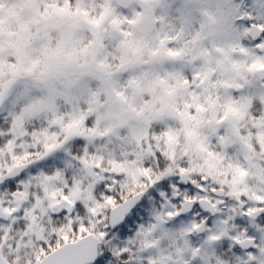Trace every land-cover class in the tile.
<instances>
[{
    "label": "snow or ice",
    "instance_id": "obj_1",
    "mask_svg": "<svg viewBox=\"0 0 264 264\" xmlns=\"http://www.w3.org/2000/svg\"><path fill=\"white\" fill-rule=\"evenodd\" d=\"M0 264H264V0H0Z\"/></svg>",
    "mask_w": 264,
    "mask_h": 264
}]
</instances>
